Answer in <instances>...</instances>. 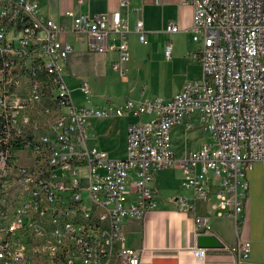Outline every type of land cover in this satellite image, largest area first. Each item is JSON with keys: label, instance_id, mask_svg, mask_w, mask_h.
I'll list each match as a JSON object with an SVG mask.
<instances>
[{"label": "built area", "instance_id": "2783aa9c", "mask_svg": "<svg viewBox=\"0 0 264 264\" xmlns=\"http://www.w3.org/2000/svg\"><path fill=\"white\" fill-rule=\"evenodd\" d=\"M37 2L0 0V132H6L0 139V264H141L142 250L126 246L121 223L156 209L155 175L172 167L181 171L180 186L192 192L193 201L207 198L210 183L229 192L228 216L238 222L247 172L264 162V0H183L192 8L194 45L186 56L198 61L201 76L169 100L94 107H80L72 96L79 90L89 101V82L75 79L71 90L59 72L81 45L91 53L115 51L111 69L124 76L127 13L68 10L67 22L60 24ZM119 8L128 10V0H119ZM23 14L41 21L42 40H33ZM166 30L179 28L171 23ZM134 31L145 44L140 19ZM171 50L167 41V59ZM33 53H43L52 65L56 109L42 106ZM26 67H34L33 90L24 89ZM126 114L152 118L128 123L123 158L87 145L90 118ZM196 124L210 141L176 159L171 129ZM70 200H79L80 209L70 208ZM170 200L181 210H194L185 196ZM194 223L198 234L211 233L210 216L196 215ZM249 251L250 243L241 240L229 249L239 263ZM205 253L195 250L200 260Z\"/></svg>", "mask_w": 264, "mask_h": 264}, {"label": "crops", "instance_id": "0c3cea01", "mask_svg": "<svg viewBox=\"0 0 264 264\" xmlns=\"http://www.w3.org/2000/svg\"><path fill=\"white\" fill-rule=\"evenodd\" d=\"M128 2V10L119 8V0H85L82 5L78 4L77 0H38L37 3L41 12L60 24L67 22L64 13L68 10L76 14H110L117 10L127 13L130 31L126 36L129 52V60L125 64L126 73L120 76L112 71L110 66L117 59V53L109 51L103 54L102 61L99 60L96 66L101 72H106L110 68L113 76L105 75V79L100 76L99 79L112 85L113 80L117 78L122 86H125L128 96H113L117 101L120 99L121 104L116 105H122L128 99L134 102L169 100L182 89L187 81L198 79L201 76L198 61L186 56V53L194 47L189 31L192 24L191 5L183 3V0H160L158 2L128 0ZM136 19L143 22L145 44L139 42L138 35L134 31ZM171 23L178 26L177 32L166 30ZM167 41L172 44L169 59L164 55ZM67 68L66 65V70ZM75 79L79 78L75 77ZM137 84L142 87L140 93L136 92ZM102 96V100L106 101L105 104L113 103L106 96ZM144 116L152 115L130 114L124 121L121 120L124 116L121 118H90L87 127L93 128L92 124L89 125L91 119L100 121L96 122L95 129L89 133V136L87 133V142L93 136L99 139L100 144L118 138L125 141L124 154L126 155V127L129 122L146 121L151 118H144ZM108 155L112 157L109 153ZM174 156L179 159L184 156V153L174 152ZM159 172L161 170L156 173L155 181ZM179 180L181 181V175ZM247 183L244 212L237 217L239 223L233 217L228 216L233 207L232 195L216 187L214 183H210L207 188V198L196 201L192 200V192L183 187L181 188L185 189V193L160 199L158 195L160 187L155 183L158 190L156 209L149 211L142 218L125 219L121 223L124 226L122 232L126 246L142 250L141 264H264V162H256L253 165L248 172ZM178 196H185L194 205V210H181L175 202L170 200ZM196 215L210 216L211 233L224 245V248L206 249L205 257L201 260L195 254L196 236L198 235L194 223ZM237 240L250 243L248 257L241 263L233 253L229 252Z\"/></svg>", "mask_w": 264, "mask_h": 264}, {"label": "rangeland", "instance_id": "374dc122", "mask_svg": "<svg viewBox=\"0 0 264 264\" xmlns=\"http://www.w3.org/2000/svg\"><path fill=\"white\" fill-rule=\"evenodd\" d=\"M104 53H91L88 52L87 49L83 46H77V49L71 53L67 59V70H65V82L67 83L69 89H75L77 87V81L75 77L81 79H87L91 86V96L89 97V101L86 100L85 95L79 90L72 91L73 99L76 104L80 107H94L98 105H105L106 101H103V96L109 98L113 103V105L121 104L120 99L117 101L113 98V96H128L126 94L125 86L119 82L117 78H115L112 85L106 84L104 81L100 80V76H103L105 79V75L108 77L113 76L110 68L107 69L106 72H101L97 68V63L102 61V57ZM111 67V66H110ZM102 73V74H101ZM142 85V84H141ZM144 86V85H143ZM140 85H136V92H141ZM125 89V90H124ZM128 89V86H127ZM102 97V98H101ZM134 101V100H133ZM136 102V101H135ZM107 104V103H106ZM130 114L121 118L124 121ZM152 118V116H144V118ZM99 119H91L89 121V125L92 124V127H87V133H92L95 129L96 122H99ZM203 125L196 124L193 128L186 129L182 125H178L171 130V145L172 150L175 153H186L187 151L197 149L201 147L203 144L208 143L210 141L209 132L203 129ZM91 136V135H90ZM89 147H96L98 150H103L109 153L112 157L120 158L125 155V141L115 138L111 140V142L100 144L99 139L95 136L90 137L88 142ZM249 172V171H248ZM247 172V175H248ZM181 175V171L176 168H168L163 169L161 172L157 174L156 177V185L159 188V198H166V196L182 194L185 193V189H182L180 186L181 181L179 177ZM156 176V175H155ZM122 231H124V226L121 225Z\"/></svg>", "mask_w": 264, "mask_h": 264}, {"label": "bare ground", "instance_id": "6f19581e", "mask_svg": "<svg viewBox=\"0 0 264 264\" xmlns=\"http://www.w3.org/2000/svg\"><path fill=\"white\" fill-rule=\"evenodd\" d=\"M23 22H27L28 30H33V40H42L43 29H41V21L33 20L32 14H23ZM33 61L35 64V83L37 92H41L42 106L45 109H56L57 101H53L52 89L55 86V76L51 74L52 65L43 53H33ZM65 73L59 72V80H65ZM34 67H26L24 72L23 83L24 89L33 90ZM0 139H6V132H0ZM36 144H43V137H36ZM70 208L80 209L79 200H70Z\"/></svg>", "mask_w": 264, "mask_h": 264}, {"label": "water", "instance_id": "95a60500", "mask_svg": "<svg viewBox=\"0 0 264 264\" xmlns=\"http://www.w3.org/2000/svg\"><path fill=\"white\" fill-rule=\"evenodd\" d=\"M197 249H219L224 248L222 242L212 233L198 234L196 236Z\"/></svg>", "mask_w": 264, "mask_h": 264}, {"label": "trees", "instance_id": "16d2710c", "mask_svg": "<svg viewBox=\"0 0 264 264\" xmlns=\"http://www.w3.org/2000/svg\"><path fill=\"white\" fill-rule=\"evenodd\" d=\"M238 223H239V221H238Z\"/></svg>", "mask_w": 264, "mask_h": 264}]
</instances>
